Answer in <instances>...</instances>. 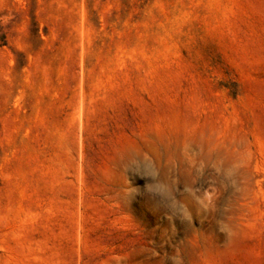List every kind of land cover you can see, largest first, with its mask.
Segmentation results:
<instances>
[{
	"label": "rangeland",
	"instance_id": "rangeland-1",
	"mask_svg": "<svg viewBox=\"0 0 264 264\" xmlns=\"http://www.w3.org/2000/svg\"><path fill=\"white\" fill-rule=\"evenodd\" d=\"M0 264H264V0H0Z\"/></svg>",
	"mask_w": 264,
	"mask_h": 264
}]
</instances>
